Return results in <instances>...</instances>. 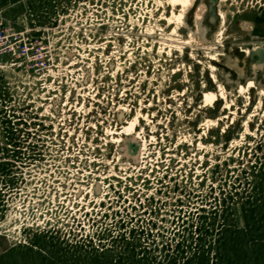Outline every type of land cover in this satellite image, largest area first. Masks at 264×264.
<instances>
[{
  "label": "rangeland",
  "instance_id": "obj_1",
  "mask_svg": "<svg viewBox=\"0 0 264 264\" xmlns=\"http://www.w3.org/2000/svg\"><path fill=\"white\" fill-rule=\"evenodd\" d=\"M191 1L0 0L1 253L264 264V0Z\"/></svg>",
  "mask_w": 264,
  "mask_h": 264
},
{
  "label": "built area",
  "instance_id": "obj_2",
  "mask_svg": "<svg viewBox=\"0 0 264 264\" xmlns=\"http://www.w3.org/2000/svg\"><path fill=\"white\" fill-rule=\"evenodd\" d=\"M19 37L20 34L14 32L11 25L0 20V63L1 60L7 57L11 52V54H16L17 48L13 49L12 47L16 45V41ZM19 52H22V50Z\"/></svg>",
  "mask_w": 264,
  "mask_h": 264
},
{
  "label": "crops",
  "instance_id": "obj_3",
  "mask_svg": "<svg viewBox=\"0 0 264 264\" xmlns=\"http://www.w3.org/2000/svg\"><path fill=\"white\" fill-rule=\"evenodd\" d=\"M0 264H27L21 257L12 256L10 253L0 252Z\"/></svg>",
  "mask_w": 264,
  "mask_h": 264
},
{
  "label": "bare ground",
  "instance_id": "obj_4",
  "mask_svg": "<svg viewBox=\"0 0 264 264\" xmlns=\"http://www.w3.org/2000/svg\"><path fill=\"white\" fill-rule=\"evenodd\" d=\"M194 0H192L191 2H189L187 5L188 6H190L191 4H192V2H193ZM204 12V7H202L200 10H199V12H198V14H197V21L199 20V18H200V16H201V14ZM196 16V15H195ZM239 70H241V69H239ZM255 70H257V69H255ZM242 73V72H241ZM209 95H206L205 96V99H208L209 97H208Z\"/></svg>",
  "mask_w": 264,
  "mask_h": 264
}]
</instances>
